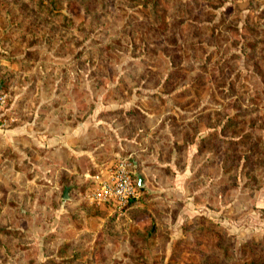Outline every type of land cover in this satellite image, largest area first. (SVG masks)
I'll use <instances>...</instances> for the list:
<instances>
[{
    "label": "rangeland",
    "instance_id": "1",
    "mask_svg": "<svg viewBox=\"0 0 264 264\" xmlns=\"http://www.w3.org/2000/svg\"><path fill=\"white\" fill-rule=\"evenodd\" d=\"M0 93V264H264V0H0ZM34 122L63 141L3 134ZM191 144L216 215L169 229ZM113 151L147 164L118 212L84 177Z\"/></svg>",
    "mask_w": 264,
    "mask_h": 264
},
{
    "label": "crops",
    "instance_id": "2",
    "mask_svg": "<svg viewBox=\"0 0 264 264\" xmlns=\"http://www.w3.org/2000/svg\"><path fill=\"white\" fill-rule=\"evenodd\" d=\"M37 113H38V111H35V115H34L35 122L37 121V118H40V116ZM35 122H34V127H31V123H24V124L18 123V125L15 126L16 128H13V129L8 128L5 130V132L3 134L5 136H10L14 133H18V134L26 133L27 135H30L31 131L33 130L32 141L34 142V145L38 148H42V146H45V147L54 146L59 141H63V139L58 138L57 132H54L53 134H51V132H49V134H48V133H46L47 132L46 128L37 129L35 127ZM81 126H82L81 129L83 132L84 126H83V124H81ZM87 126L88 125L85 124V127H87ZM14 129H16L17 131H14ZM191 146H192V147H190L191 150H190V148H188V149L186 148V150L182 153V155H179V156H177L178 155L177 150L175 152H173V150L170 149L171 153H170L169 157L165 161L163 160V162H166V163H164V164L160 163L162 168L165 167L164 169H168L169 171L173 172V176L171 177V181L174 183V185H175L174 187H176V189L178 190L181 201L184 202V205L178 207L177 210L167 206L168 208H167L166 212L167 211L170 212L169 221H173V220L175 222L177 221V223H175V226H173V224L172 225L170 224V222L168 221V218L165 215L164 220H166V221H165L164 225H165V227L167 226L169 229L174 228L176 226L180 227L181 223H183V225L188 223V225L185 226V228L188 229L189 227H191L190 223H193V220H192L193 218L208 217L209 219H212V215L213 216L216 215V209L210 207V205L204 206V207L202 206L203 203L201 202V200L203 198L201 197V195H199V192H201V190H197L195 188L193 190H189V186L195 185L194 181H195L197 175L195 173H193V169H194V165H195V160L198 157L197 149L194 148V145L191 144ZM145 149L146 148L144 147V149H142V151H144ZM134 153H136V152H134ZM159 154H160V152L157 153L154 157H153V155L150 156L151 158L153 157L152 163H154V159H156V158L158 161L161 160L163 153H161V155H159ZM137 155H139V154H137ZM120 156L121 155H120L119 151H113V157H116L113 160L114 162L112 161V162H110V164H107V162L95 163V171L94 172H88V173L84 174V177L85 178L90 177L89 179H91V180H89V181L94 182V185H95L96 177L98 178L99 176L103 175L105 173V171L119 159ZM127 156L122 157V158H130L132 156V153H129ZM137 157L136 156L131 157L130 159L132 160V162L134 164L132 171H133V175L135 176V179H136L137 187L140 188V189H138V192H137L138 195L136 198H140L141 195H144L148 191V188H147L148 178H147L146 173H145V169L147 168V164H146L145 159L137 158ZM178 158L179 159L182 158V162L180 163L179 166L175 165ZM139 168H142V169H139ZM138 176L141 177V185L140 186L138 185ZM209 181H211V180L209 179ZM169 187H171V184ZM168 194L171 195L170 188H168ZM164 196H165V194H164ZM204 205H206V204H204ZM169 212H167V214ZM153 217H154V214H153ZM214 221L216 222L215 219H214ZM143 222L145 223V221H143ZM139 223H142V222H139ZM151 228H153V227L151 226ZM180 236L186 238L188 236V233L187 234H183V233L181 234L180 233V235L178 234L177 238ZM172 237H174V236H172ZM172 237H170V238H172ZM191 241L192 240L187 242V240H186V241H183L182 243H183V245H187L188 249H192V246H195V242H194V240H193V242H191ZM190 244L192 245L191 247H190Z\"/></svg>",
    "mask_w": 264,
    "mask_h": 264
},
{
    "label": "built area",
    "instance_id": "3",
    "mask_svg": "<svg viewBox=\"0 0 264 264\" xmlns=\"http://www.w3.org/2000/svg\"><path fill=\"white\" fill-rule=\"evenodd\" d=\"M6 103V94L0 93V110ZM6 118L0 115V130L7 125ZM134 164L131 159L119 158L103 175L96 177V183L86 197L90 202L108 203L118 212L137 197L136 179L133 178Z\"/></svg>",
    "mask_w": 264,
    "mask_h": 264
},
{
    "label": "trees",
    "instance_id": "4",
    "mask_svg": "<svg viewBox=\"0 0 264 264\" xmlns=\"http://www.w3.org/2000/svg\"><path fill=\"white\" fill-rule=\"evenodd\" d=\"M132 176H133V178L135 179V176H134V175H132ZM138 189H140V188L137 187V191H138ZM138 200H139V198H132V199L126 204V206L123 207V209H124V208H127V207H130V206H132V205H134Z\"/></svg>",
    "mask_w": 264,
    "mask_h": 264
},
{
    "label": "water",
    "instance_id": "5",
    "mask_svg": "<svg viewBox=\"0 0 264 264\" xmlns=\"http://www.w3.org/2000/svg\"><path fill=\"white\" fill-rule=\"evenodd\" d=\"M138 185L140 186L141 185V177L138 176Z\"/></svg>",
    "mask_w": 264,
    "mask_h": 264
}]
</instances>
